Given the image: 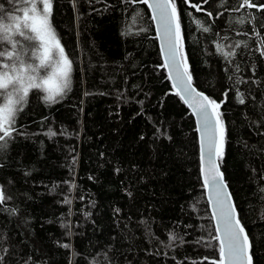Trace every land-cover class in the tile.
I'll use <instances>...</instances> for the list:
<instances>
[{
  "label": "trees",
  "instance_id": "trees-1",
  "mask_svg": "<svg viewBox=\"0 0 264 264\" xmlns=\"http://www.w3.org/2000/svg\"><path fill=\"white\" fill-rule=\"evenodd\" d=\"M240 2L193 0L197 12L175 0L183 64L221 104L220 170L254 264H264V12L233 11ZM51 24L73 62L71 89L51 105L32 90L0 149V264L219 260L194 120L168 80L147 5L53 0Z\"/></svg>",
  "mask_w": 264,
  "mask_h": 264
},
{
  "label": "snow or ice",
  "instance_id": "snow-or-ice-1",
  "mask_svg": "<svg viewBox=\"0 0 264 264\" xmlns=\"http://www.w3.org/2000/svg\"><path fill=\"white\" fill-rule=\"evenodd\" d=\"M14 5L6 10L0 5V149L6 147L8 140L18 132L15 127L17 114L23 110L32 90L44 93L48 104L58 103L71 89L73 62L65 53L51 24L53 0H9ZM154 9V19L162 30V39L168 44L164 67L169 68V79L173 87L180 89L177 95L193 108L198 122L203 124L201 137V158L203 160L205 140L207 141L208 169L202 168L205 186L211 187L214 195V216L217 219V232H221L219 260L210 264H254L253 244L241 223L236 207L229 203L231 196L225 189L227 183L217 161H223L225 128L218 110L221 104L216 100L197 92L191 86V75L186 61L183 71L177 59L181 36L180 14L175 0H139ZM184 2L195 11H202L193 0ZM205 3L208 0H204ZM255 9L264 12V3L254 0H241L240 9ZM207 15L211 17L212 12ZM254 19V17H253ZM243 23V20L238 21ZM204 32L209 28L204 27ZM256 32L255 29H253ZM260 36L259 32H256ZM260 55L264 57V37L260 40ZM239 46V43L236 45ZM225 55H235L234 52ZM173 72L175 73L173 75ZM244 103L242 96L238 97ZM211 110V112H210ZM215 117V123H211ZM211 128V134L209 129ZM200 127L197 131H200ZM55 135V133H52ZM264 193V187L260 188ZM8 199L0 188V205ZM67 202V201H66ZM170 239H175L170 236ZM68 247V245H63ZM3 257H0L2 260Z\"/></svg>",
  "mask_w": 264,
  "mask_h": 264
},
{
  "label": "water",
  "instance_id": "water-1",
  "mask_svg": "<svg viewBox=\"0 0 264 264\" xmlns=\"http://www.w3.org/2000/svg\"><path fill=\"white\" fill-rule=\"evenodd\" d=\"M149 2L151 3L152 0H149ZM146 5H147V7H148V9L150 11V15H151V18H152V21H153V25H154V30H155V36H156V39H157V42H158V48H159V51H160V55H161V58H162L163 65H165L166 55H167V51H168V44L162 39V30L159 28L158 23H157V20L154 19V16L156 15L155 12H154V9L152 7H150L148 4H146ZM177 59L180 60V62H181V71H183V68H184L185 65L183 64V61H182V58H181L180 42H179V52L177 53ZM164 69L166 71L168 80L170 81L173 90L176 93L179 92L180 89L174 88L173 87V81L169 79V68L164 67ZM174 74L175 73L173 72V75ZM191 86L193 88H195L194 85H193V83H192V81H191ZM196 91L199 92L197 89H196ZM178 96L180 97V95H178ZM180 99H181V97H180ZM183 103L186 105V107L190 111V114L192 115L193 120H194V124H195V128H196V133H197V138H198V151H199V163H200V178H201V181H202L203 186H204L205 199H206V201L208 203L209 212H210V215H211V218H212V221H213V225H214V228H215V231H216V235H217V238H218V242H219L220 237L222 235V228H223V226L221 225V232L218 233L217 232V219H216V217L213 214L214 213V203H213V201H214V195H213V192H212L211 187L205 186V184H204V177H203L202 171H201L202 168L204 169L205 172H207V169H208L207 141L206 140H205V145H204L203 160L201 158V137L204 134L203 124L200 123V122H198V117L194 114L193 108L192 107H189V105L186 104L184 101H183ZM210 112H211V110H210ZM211 123L212 124L215 123V117H211ZM198 127H200V129H201L200 131H197V128ZM209 134H211V128L209 129ZM224 147H225V143H224ZM217 163H219V162L217 161ZM225 191L227 193H230L228 186L225 189ZM230 196H231V193H230ZM229 203H232V204L235 205L232 196H231V199H230ZM219 245H220V243H219Z\"/></svg>",
  "mask_w": 264,
  "mask_h": 264
}]
</instances>
